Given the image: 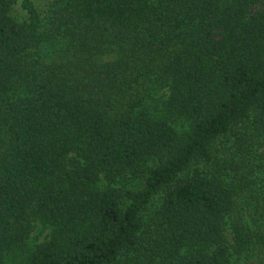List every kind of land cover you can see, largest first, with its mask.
<instances>
[{
	"label": "trees",
	"instance_id": "obj_1",
	"mask_svg": "<svg viewBox=\"0 0 264 264\" xmlns=\"http://www.w3.org/2000/svg\"><path fill=\"white\" fill-rule=\"evenodd\" d=\"M36 1L0 0V264L33 222L26 264H264V0Z\"/></svg>",
	"mask_w": 264,
	"mask_h": 264
},
{
	"label": "rangeland",
	"instance_id": "obj_2",
	"mask_svg": "<svg viewBox=\"0 0 264 264\" xmlns=\"http://www.w3.org/2000/svg\"><path fill=\"white\" fill-rule=\"evenodd\" d=\"M54 0H37L36 5L45 18L50 10ZM11 16L18 22H24L27 18L26 13L21 8V1H18L12 11ZM40 51L47 53L50 51V47L42 46ZM148 99L147 103L150 107V111L156 119L165 121L171 125L179 137L183 136L190 128L191 121L179 113L170 102V84L169 82L162 81L160 83H153L147 88ZM264 151V147L259 149L258 154ZM144 181H120L115 185V188L123 191H141L144 187ZM98 186L100 188H106L107 183L104 178H101ZM159 202L155 201L154 206H157ZM128 204L125 203L124 207ZM52 229L40 222H33L31 232L23 246L16 247L10 251L4 253L3 258L5 264H26L29 255L42 243L47 241L51 236ZM242 263L246 264L242 259Z\"/></svg>",
	"mask_w": 264,
	"mask_h": 264
}]
</instances>
